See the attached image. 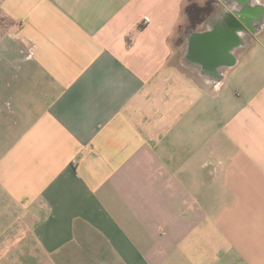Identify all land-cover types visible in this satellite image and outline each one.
<instances>
[{"label": "crops", "instance_id": "0c3cea01", "mask_svg": "<svg viewBox=\"0 0 264 264\" xmlns=\"http://www.w3.org/2000/svg\"><path fill=\"white\" fill-rule=\"evenodd\" d=\"M185 3L0 0V264H264V0Z\"/></svg>", "mask_w": 264, "mask_h": 264}, {"label": "rangeland", "instance_id": "374dc122", "mask_svg": "<svg viewBox=\"0 0 264 264\" xmlns=\"http://www.w3.org/2000/svg\"><path fill=\"white\" fill-rule=\"evenodd\" d=\"M204 0H186L185 3V7L187 5L190 4H200L203 3ZM9 28H10V22H8L6 19H3L1 14H0V45L2 46V50L4 52V49L6 48V45L9 43V41H7L8 39L7 34L9 32ZM181 31H183V27L179 28V32L180 34L182 33ZM255 42V41H253ZM252 42V43H253ZM244 52H239L237 54V57L240 59H242ZM7 79V73L5 71V67L3 65L2 62H0V94L2 95L5 89V81ZM6 106L4 104V100L2 98H0V150L4 149V147L6 146V144H8L12 137L15 135L16 131L12 130V129H8L9 125L7 124V120L6 117L4 116V114L1 113V110L5 109ZM45 264V261H44ZM75 264V263H73ZM77 264V263H76ZM81 264V262L79 263ZM89 264H100L99 259H92V261H90Z\"/></svg>", "mask_w": 264, "mask_h": 264}, {"label": "flooded vegetation", "instance_id": "af4514ba", "mask_svg": "<svg viewBox=\"0 0 264 264\" xmlns=\"http://www.w3.org/2000/svg\"><path fill=\"white\" fill-rule=\"evenodd\" d=\"M229 25L232 27H238L240 29H246L248 28V30L250 31H259L260 29L263 28L264 26V19L261 18L258 14V17L255 16L254 18H239L237 20H235V22L230 21ZM237 29V28H236Z\"/></svg>", "mask_w": 264, "mask_h": 264}, {"label": "trees", "instance_id": "16d2710c", "mask_svg": "<svg viewBox=\"0 0 264 264\" xmlns=\"http://www.w3.org/2000/svg\"><path fill=\"white\" fill-rule=\"evenodd\" d=\"M193 7H194V4H190V5H187L186 7H185V10H184V13L186 14V16L188 17V21H189V25H188V27L189 28H191L193 25H192V21H191V18L189 17V15L191 16V13H192V9H193ZM210 10H211V7H207V10H205V12L207 13L206 15H208L209 13H210ZM179 42H180V40H179Z\"/></svg>", "mask_w": 264, "mask_h": 264}]
</instances>
